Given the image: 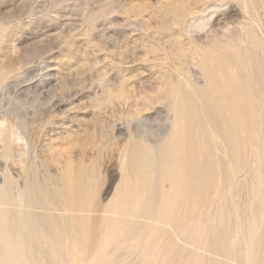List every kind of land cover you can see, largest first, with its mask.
Wrapping results in <instances>:
<instances>
[{"label":"rangeland","instance_id":"obj_1","mask_svg":"<svg viewBox=\"0 0 264 264\" xmlns=\"http://www.w3.org/2000/svg\"><path fill=\"white\" fill-rule=\"evenodd\" d=\"M251 19L264 24V0H0V68L8 72L0 85V185L9 178L16 192L37 179L54 189L67 168L94 172L87 211L95 221L119 183L125 141L134 136L156 145L161 137L171 116L166 84L188 74L200 85L190 54L224 34L245 39ZM194 21L201 26L189 27ZM252 186L249 174L236 187L234 203L222 209L231 235L253 223L264 231V213L250 216ZM52 208L62 232L65 212ZM201 224L207 242H190L187 250L200 255L199 264H221L223 257L215 256L219 226L206 217ZM63 234V258L48 239L34 240L35 264H70L73 238ZM119 249L117 264H138L139 250ZM241 249L228 264H245Z\"/></svg>","mask_w":264,"mask_h":264},{"label":"bare ground","instance_id":"obj_2","mask_svg":"<svg viewBox=\"0 0 264 264\" xmlns=\"http://www.w3.org/2000/svg\"><path fill=\"white\" fill-rule=\"evenodd\" d=\"M251 20L243 29L245 39H232L226 33L218 43L190 54L200 85L188 74L181 82L166 84L163 93L171 116L161 126V137L156 145L134 136L125 141L119 183L95 221H90L87 211L94 198V172L80 168L72 173L67 168L54 189L49 182L50 187L37 184L35 178L30 188H16L17 194L10 179L4 180L0 185V264H35L33 242L40 237L50 241H43V247L49 242L59 255L63 232L73 238L72 247L68 245L70 264H117L122 257L117 252L123 246L131 254L139 250L138 264H199L200 255L187 249L196 240L207 242L199 231L205 217L219 226V252L214 255L223 257L221 264L229 263L235 248H243L245 264H259L262 227L253 223L248 230L238 224L231 235L222 214L249 174L254 198L250 216L264 213V24ZM200 26L196 21L189 24ZM7 76V70L0 68V85ZM11 191L16 195L12 197ZM52 206L65 212L62 232L60 215L53 216ZM45 223L49 231L43 229ZM52 260L51 264H58Z\"/></svg>","mask_w":264,"mask_h":264}]
</instances>
